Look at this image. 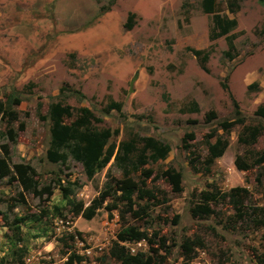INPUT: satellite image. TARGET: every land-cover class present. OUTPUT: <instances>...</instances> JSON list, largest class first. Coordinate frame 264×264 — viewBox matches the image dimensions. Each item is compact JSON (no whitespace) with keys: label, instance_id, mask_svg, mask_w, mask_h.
I'll return each mask as SVG.
<instances>
[{"label":"rangeland","instance_id":"obj_1","mask_svg":"<svg viewBox=\"0 0 264 264\" xmlns=\"http://www.w3.org/2000/svg\"><path fill=\"white\" fill-rule=\"evenodd\" d=\"M215 2L236 26L210 39L202 0H0V264H122L109 248L123 226L153 240L118 241L150 264H264V120L254 114L264 102V0H238L234 11ZM55 101L89 109L115 152L131 140L140 151L149 137L168 145L133 173L153 196L122 199L113 155L91 176L70 156L49 161ZM237 116L263 125L252 143L238 141ZM218 137L222 155L208 172L193 170ZM238 156L248 169L235 166ZM169 170L180 173L178 191ZM206 190L233 192L235 203L231 194L204 202Z\"/></svg>","mask_w":264,"mask_h":264},{"label":"trees","instance_id":"obj_2","mask_svg":"<svg viewBox=\"0 0 264 264\" xmlns=\"http://www.w3.org/2000/svg\"><path fill=\"white\" fill-rule=\"evenodd\" d=\"M201 5L205 13L212 14L209 33L210 39H215L219 36L225 35L230 30L235 28L236 20L225 15H220L218 13L215 0H202ZM227 7L229 10L234 11L238 7V0H227ZM130 18L131 17H128V20L124 23V26L127 28L130 26L128 22ZM190 50L195 56L200 57L201 50L193 48ZM206 56L207 55L200 59L198 58L201 65H203ZM223 86L225 88L227 87L225 84H223ZM73 92L79 93L77 91ZM79 96L81 97L82 94L80 93ZM13 99L15 102L19 101L17 96ZM2 106L3 104L0 101V112L3 110ZM116 107L119 110V104H117ZM235 107V114L238 115L239 110L236 105ZM194 108L196 109L197 107ZM254 114L256 117L264 120V102L256 108ZM48 117L50 120V139L46 155L49 161L58 162L64 160L66 156H70L82 165L83 171L87 176H91L96 171L103 168L113 155L117 165L124 168L122 179L116 180L114 184V189L122 193V199L131 201L133 194L136 191L139 198L153 196L151 190H147L142 187L145 186V182L143 180L139 183L137 180H134L133 173L138 171L137 167L146 163L147 157L151 160L165 157L169 150L168 145L162 144L161 142L149 137L144 138L145 143L143 149L140 151L137 150L135 144L131 140L121 142L115 152L116 146L108 143L110 130L108 128H97L93 123V120L96 118L92 115L89 109L82 107L79 109V112L74 113L69 105H64L60 101H55L49 104ZM235 123L242 125L241 130L238 133V141L244 144L252 143L263 130V125L261 123L245 124L244 119L241 116L236 117ZM231 125L232 123L227 120L222 121L220 124L222 129L226 131L231 128ZM146 149L150 151L148 156L145 154ZM206 149V154L201 162L202 167L197 168L191 163V166L193 165V170L208 172L214 159L222 155L225 149V143L218 137L214 142L207 141ZM256 162L264 163V149L258 153ZM234 163L238 169H248L246 164L247 162L241 160L239 156L235 158ZM3 167L4 161L0 159V168L2 169ZM25 168L19 164L15 165V169L19 174L20 180L24 183L25 187H27L30 184L28 183L30 178L24 177V173L26 172ZM143 171L146 172L145 169H143ZM148 173L149 172L147 171L143 175L148 176ZM163 174L168 176L169 181H171L173 185V190L178 191L180 189L181 182L180 173L169 170L163 172ZM69 193L70 191L68 189L63 188V197L67 198ZM104 193L109 195L108 192ZM228 194L232 195L233 192L229 193L219 192V190H206L201 193V198L204 202L218 201L219 199H224ZM232 197L235 203L236 199L234 195H232ZM94 202L96 203V206L94 204L92 208L88 209V212H83L84 217H91L90 215L93 213V208L98 207L99 204L97 200ZM128 210H130V208ZM141 239H146L149 245L153 243V240L145 233V231L136 229L133 226H123L116 234V241L109 248V256L122 264H150V258L145 256L143 252L131 254L124 246L118 243V241L123 240ZM159 244L161 246L164 245L162 238H160ZM192 244H194V242L187 239L184 240L182 247L190 251L192 250L190 246ZM75 258L77 257H70L66 264H73L74 262L80 261L75 260Z\"/></svg>","mask_w":264,"mask_h":264}]
</instances>
